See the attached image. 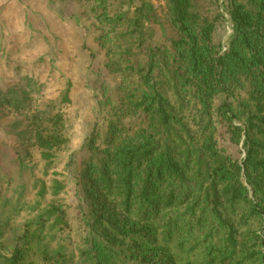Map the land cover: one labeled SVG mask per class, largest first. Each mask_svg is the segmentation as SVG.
<instances>
[{"label": "trees", "instance_id": "16d2710c", "mask_svg": "<svg viewBox=\"0 0 264 264\" xmlns=\"http://www.w3.org/2000/svg\"><path fill=\"white\" fill-rule=\"evenodd\" d=\"M156 1L78 0L118 78L117 100L95 92L91 160L77 176L84 263L44 244L48 223L71 226L53 204L37 230L0 235L2 264H264V0ZM0 107L27 122L29 157L67 147L64 108Z\"/></svg>", "mask_w": 264, "mask_h": 264}, {"label": "rangeland", "instance_id": "374dc122", "mask_svg": "<svg viewBox=\"0 0 264 264\" xmlns=\"http://www.w3.org/2000/svg\"><path fill=\"white\" fill-rule=\"evenodd\" d=\"M94 24L81 13L78 0H0V102L39 106L47 118L64 108L69 140L65 149L52 152L50 161L38 150H30L29 157L20 142L27 122L0 107V235L11 243L27 226L37 230L35 223L48 207L61 206L71 226L61 234L48 223L41 232L43 242L53 253L79 263H84L81 237L87 232L89 207L77 176L91 160L84 146L97 118L95 92L106 86L118 99V78L105 69ZM229 29L227 22L220 28L222 42ZM91 51L98 57L93 59ZM67 93L70 103H61ZM56 182L64 187L57 194ZM42 184L47 190L40 197Z\"/></svg>", "mask_w": 264, "mask_h": 264}]
</instances>
